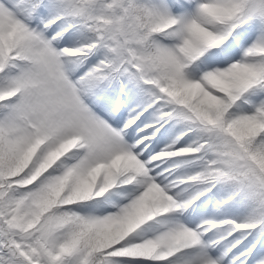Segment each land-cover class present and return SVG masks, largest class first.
<instances>
[{"label":"snow or ice","instance_id":"snow-or-ice-1","mask_svg":"<svg viewBox=\"0 0 264 264\" xmlns=\"http://www.w3.org/2000/svg\"><path fill=\"white\" fill-rule=\"evenodd\" d=\"M0 264H264V0H0Z\"/></svg>","mask_w":264,"mask_h":264}]
</instances>
